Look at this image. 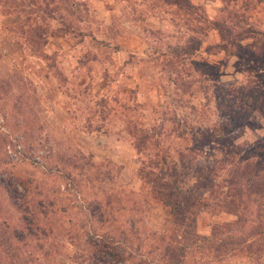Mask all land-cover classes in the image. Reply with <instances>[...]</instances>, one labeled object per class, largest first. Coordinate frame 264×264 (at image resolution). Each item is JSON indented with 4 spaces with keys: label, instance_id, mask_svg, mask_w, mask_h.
I'll return each mask as SVG.
<instances>
[{
    "label": "rangeland",
    "instance_id": "obj_1",
    "mask_svg": "<svg viewBox=\"0 0 264 264\" xmlns=\"http://www.w3.org/2000/svg\"><path fill=\"white\" fill-rule=\"evenodd\" d=\"M188 1L0 0V264H164L180 193L199 237L239 218L187 264H264V202L218 205L263 157L264 0Z\"/></svg>",
    "mask_w": 264,
    "mask_h": 264
},
{
    "label": "trees",
    "instance_id": "obj_2",
    "mask_svg": "<svg viewBox=\"0 0 264 264\" xmlns=\"http://www.w3.org/2000/svg\"><path fill=\"white\" fill-rule=\"evenodd\" d=\"M169 4H174L179 7H184L187 11L192 9V4L188 0H165ZM194 9V8H193ZM222 24H219L218 22L212 23V26L214 29H216L219 34L221 35L220 38L223 40L226 39L227 36L230 33L228 29H222ZM224 25V24H223ZM222 25V26H223ZM232 38V41L229 42V45L232 47H237L238 39L241 38H247L246 34H239L235 33L233 36L230 35ZM235 42V43H234ZM222 50H225V47H221ZM231 54H233L231 52ZM256 152H263L260 148H254L251 153L249 154L250 158H253L256 154ZM264 157V152H263ZM263 157L256 163L257 170L255 171L254 168L250 165V162H244L242 164L235 163L233 164L234 168L230 169L228 172V176L224 178L226 182V190L222 192V197L220 200V203L218 205L224 206L228 212H232L234 215H237V212H239V209H244V203L242 200H245L248 198L251 194H256L261 201L264 202V159ZM170 169H172L171 165L168 166ZM209 173L211 170L208 171ZM244 176V185L242 187L236 186L237 183V177L242 178ZM0 186L3 187L6 191L11 192L9 187L5 184L0 182ZM178 192L177 189L173 190L172 192H169V195L172 193ZM242 195L245 197L242 199ZM177 197V195H174ZM177 205L180 204V206H176L172 210V214H174V223L179 228L180 236L176 240V244H168V248H166L165 254L168 256L166 257L167 261L164 264H187L185 254L189 253L191 250V245H195V247L201 248L202 244H207L211 241V237L217 232V229L219 227H227L232 225L231 223H237L239 222V218L236 216V219L233 222L230 223H221L219 225H216V230L212 228L210 235L208 236H201L199 237L197 233L194 230L195 227V216L204 209H207L209 207V203L206 202L203 198L196 197L194 195L188 194V193H180V196L178 199L176 198ZM217 204V203H216ZM215 204V205H216ZM210 208L212 209V206L210 205ZM236 212V213H235ZM210 237V238H209ZM107 238V237H106ZM97 245V244H96ZM113 245L112 239L107 238V240H103L99 243L97 246V250L104 249L106 250L111 256L113 260L118 261L119 264H156L153 259H138L134 260V257H129L130 253L128 252H113ZM97 257L92 258L91 264H96ZM100 264H109L106 263L104 260H98ZM112 264V263H111ZM196 264V263H193ZM197 264H205L203 261L199 262Z\"/></svg>",
    "mask_w": 264,
    "mask_h": 264
}]
</instances>
